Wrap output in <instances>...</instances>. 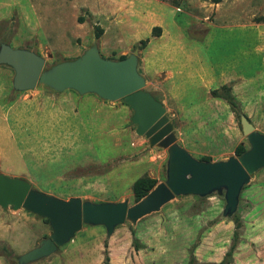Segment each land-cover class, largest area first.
Instances as JSON below:
<instances>
[{
	"label": "rangeland",
	"instance_id": "obj_1",
	"mask_svg": "<svg viewBox=\"0 0 264 264\" xmlns=\"http://www.w3.org/2000/svg\"><path fill=\"white\" fill-rule=\"evenodd\" d=\"M141 40H147L143 49ZM1 44L36 53L44 70L91 48L114 61L138 48L144 90L163 104L177 144L196 160L237 157L240 144L248 150L242 116L264 134V0H0ZM185 45H194L206 63L242 62L237 67L244 78L233 72L192 80ZM13 76L0 65V127L7 131L0 139L1 174L63 200H127L129 208L140 203L132 194L138 178L155 179L152 191L165 185L167 151L135 134L133 112L122 100L59 94L41 84L18 92ZM230 78L243 101L232 94L235 110L210 94ZM231 83L225 85L231 89ZM225 203L223 189L174 196L153 211L134 213L109 237L103 226L83 225L55 253L31 264H105V257L109 264H219L225 258L264 264V167L243 186L231 215ZM50 234L47 219L0 208V264H17L16 257Z\"/></svg>",
	"mask_w": 264,
	"mask_h": 264
},
{
	"label": "water",
	"instance_id": "obj_2",
	"mask_svg": "<svg viewBox=\"0 0 264 264\" xmlns=\"http://www.w3.org/2000/svg\"><path fill=\"white\" fill-rule=\"evenodd\" d=\"M138 52L135 48L125 59L114 61L102 58L91 48L80 58L44 70V59L36 53L0 45V65L13 70L15 91L32 90L41 84L55 92L73 90L79 95L94 94L105 101L122 100L133 112L131 123L136 127L135 134L143 136L149 147L168 153L165 185L151 190L133 208L128 207L127 200L116 203H95L74 197L63 200L32 188L26 180L0 173V208H22L47 219L51 228L49 237L41 240L38 247L16 257L17 264H31L50 256L83 225L103 226L109 237L134 213L153 211L174 196L204 197L223 189L224 213L231 215L243 186L264 167V134L254 130L244 116L240 124L249 148L240 157L204 162L180 147L163 104L144 90L145 81L137 71Z\"/></svg>",
	"mask_w": 264,
	"mask_h": 264
},
{
	"label": "crops",
	"instance_id": "obj_3",
	"mask_svg": "<svg viewBox=\"0 0 264 264\" xmlns=\"http://www.w3.org/2000/svg\"><path fill=\"white\" fill-rule=\"evenodd\" d=\"M187 46L188 45H185L183 49L185 50L184 54H185L186 58L187 59H191V61H193V64H194L191 68H188V70L190 71L189 74L192 76V80L193 79L196 80V78H201L203 75L208 76L211 79H215V78L218 79L216 74H218V75H230L233 72H236V74L234 76L235 77L238 76L237 79H239V78L242 79L241 77L244 78V76L242 74H239V68L237 67V65L241 66L242 62H239V63L237 62L238 64H236V66H235L234 63L229 62V61H220L219 62L216 59L210 58L208 63H206V61H204L206 59V57H204V60H203V58H201V56L199 55L198 49H196L194 47V45H191L190 48H188ZM232 78L228 79L227 81H223L222 83H220V86H223L225 84L231 83V79ZM246 81L247 80H244V81L243 80H239L240 83L246 82ZM231 84H232L231 85L232 94L234 96H236V98H239L236 95V87H237L236 84L235 83H231ZM216 87L217 86L215 85V88ZM215 88H214V90H215ZM58 93L59 94L60 93L64 94V92H58ZM241 98H239V101H240L241 104H243V101L241 100ZM6 132L7 131L5 129H2L0 127V139H6V136L4 134Z\"/></svg>",
	"mask_w": 264,
	"mask_h": 264
},
{
	"label": "trees",
	"instance_id": "obj_4",
	"mask_svg": "<svg viewBox=\"0 0 264 264\" xmlns=\"http://www.w3.org/2000/svg\"><path fill=\"white\" fill-rule=\"evenodd\" d=\"M220 0H213L214 3H218ZM153 30L159 31L160 28L155 27ZM158 35V34H157ZM98 37V34H97ZM147 44V40H141L139 42V49H143ZM124 58H120L123 60ZM213 98H220L227 102V104L231 107V109H237L238 103L235 100L234 96L231 93V89L229 86L223 85L219 89L212 90L210 92ZM246 150L240 144L236 146L234 153L237 157H240ZM208 161V160H207ZM156 180L150 177H141L135 180L132 184V194L135 202H139L142 200L155 186ZM105 264H109L108 258L105 257ZM219 264H230L228 260L225 258Z\"/></svg>",
	"mask_w": 264,
	"mask_h": 264
}]
</instances>
